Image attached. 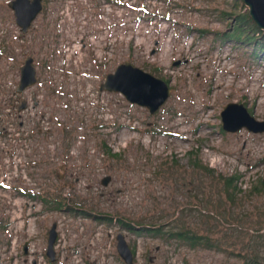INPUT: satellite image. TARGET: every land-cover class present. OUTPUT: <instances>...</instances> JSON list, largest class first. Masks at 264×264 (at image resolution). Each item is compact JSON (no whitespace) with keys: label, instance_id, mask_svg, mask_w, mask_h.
<instances>
[{"label":"rangeland","instance_id":"374dc122","mask_svg":"<svg viewBox=\"0 0 264 264\" xmlns=\"http://www.w3.org/2000/svg\"><path fill=\"white\" fill-rule=\"evenodd\" d=\"M8 2L0 0V264H50L54 222L52 264H124L118 233L135 264H242L236 255L247 253L246 242L264 264V190L251 189L264 178V134L226 133L220 120L227 104L240 103L264 121V58L252 61L249 50L216 36L228 32L233 14L246 13L244 3L42 0L23 34ZM29 56L37 82L16 94ZM125 62L167 82L170 97L154 115L121 94L99 92ZM236 172L241 193L230 200L219 177ZM105 177L111 181L103 187ZM54 199L145 225L166 226L186 209L179 224L214 234L227 253L49 210ZM199 209L219 223L241 216L249 236L194 218Z\"/></svg>","mask_w":264,"mask_h":264},{"label":"water","instance_id":"95a60500","mask_svg":"<svg viewBox=\"0 0 264 264\" xmlns=\"http://www.w3.org/2000/svg\"><path fill=\"white\" fill-rule=\"evenodd\" d=\"M247 7L251 19L264 31V0H242ZM8 8L13 11L16 25L24 34L42 10V0H10ZM175 65V64H174ZM36 72L33 66V59L28 57L20 67V80L15 89L16 94H21L26 88L36 83ZM99 92L118 93L131 105L144 108L149 115H154L165 104L170 97L168 84L150 73L125 62L116 67L113 73L107 74L99 86ZM26 104L21 102L17 105V111L25 109ZM221 129L230 134L246 131L254 135L264 134V121H258L251 116L245 107L240 103H229L220 113ZM62 170L63 166L60 167ZM57 178L60 177L57 175ZM111 181L105 177L101 185L106 187ZM57 232L56 223L51 224L47 232V246L45 257L50 264L56 261L54 244ZM122 233L115 236L116 251L124 264H135L134 255ZM26 247L24 254L26 255Z\"/></svg>","mask_w":264,"mask_h":264},{"label":"trees","instance_id":"16d2710c","mask_svg":"<svg viewBox=\"0 0 264 264\" xmlns=\"http://www.w3.org/2000/svg\"><path fill=\"white\" fill-rule=\"evenodd\" d=\"M238 1L243 2L242 0H238ZM222 15H225V13H223ZM222 15L220 16V18L224 19ZM229 19L230 21H232V23H230L228 26V32L226 31V33L220 32L216 34V36L219 37V40L221 42L232 41L237 43V45H241L243 48H245L246 52L249 50L250 51L249 54L252 61L263 60L264 31L261 30L256 25V23L251 19L247 10L246 13L240 15L234 16L233 14V18L232 19L229 18ZM203 33L204 32H202V34ZM194 167L204 169L209 173H213V170L202 168V166H199V164H195V162H194ZM219 178L223 180L224 191L226 192V195L230 200H232L238 194L241 193V190H239L237 186V183L241 177L237 172L229 177H224V178L219 177ZM251 189L256 194H260L264 190V178L257 179L255 181V184L252 185ZM43 201L47 202V200L45 199ZM48 204H50L48 209L52 211L54 210V211L71 212L81 215L82 217H88L92 220H96L103 223L112 224L113 222H115L125 231L135 233L137 236L145 235L149 237L162 239L165 242H168V240L173 239L174 241L178 242L176 245L185 246L191 250L201 249V250L215 252L217 254L227 253V249L223 248L222 246L223 242H221L219 239H216V236L214 234L212 233L200 234L199 232H196L194 229L189 228V226H187L184 222L179 224L178 221L181 219V217L182 219H184V217L186 216V209L184 210L182 209L178 213V216L173 220V222H170L166 226H163V225H153V224L150 225L137 224L123 217H112L110 215H105V214L97 215L92 213L91 211L84 209L83 207L81 208L78 205L76 206V208H72L70 205L65 204L63 199L62 200L54 199L49 201ZM193 209H197V208L190 207L188 213H191ZM206 212L207 211L205 209H199L195 213L196 215L194 216V218H198L200 221H204V219L206 218H208L211 221H216V224L220 226L222 229H224L226 232H229L230 235L235 234L237 237L246 236V235L247 237L249 236V234L247 233V229L244 228L243 226L245 222L241 216L235 219L234 221L235 223H228L227 220H222L223 223H219L217 220L213 218V215L211 216L209 214H206ZM225 225H227V227H225ZM165 227H167L169 230L165 231ZM256 236L258 239L255 241V243L257 244V241H259V244H262L263 236L256 234L255 238ZM246 245L247 246L244 247V250L247 253H244L242 255L237 254L236 258L243 259L244 262L242 264H263L262 257L258 252L254 251V249L251 248L250 242L249 243L246 242ZM132 253L134 255L135 253L134 249L132 250Z\"/></svg>","mask_w":264,"mask_h":264},{"label":"flooded vegetation","instance_id":"af4514ba","mask_svg":"<svg viewBox=\"0 0 264 264\" xmlns=\"http://www.w3.org/2000/svg\"><path fill=\"white\" fill-rule=\"evenodd\" d=\"M29 57H30V56H29ZM26 58H28V57H26ZM26 58H25V59H26ZM31 58H32V57H31ZM32 59H33V58H32ZM33 62H34V60H33ZM36 82H37V81H36ZM12 104H13V105H17V101L12 102Z\"/></svg>","mask_w":264,"mask_h":264},{"label":"built area","instance_id":"2783aa9c","mask_svg":"<svg viewBox=\"0 0 264 264\" xmlns=\"http://www.w3.org/2000/svg\"><path fill=\"white\" fill-rule=\"evenodd\" d=\"M57 258V257H56Z\"/></svg>","mask_w":264,"mask_h":264}]
</instances>
